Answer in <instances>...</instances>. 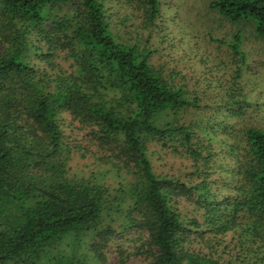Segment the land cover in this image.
<instances>
[{
    "label": "trees",
    "instance_id": "1",
    "mask_svg": "<svg viewBox=\"0 0 264 264\" xmlns=\"http://www.w3.org/2000/svg\"><path fill=\"white\" fill-rule=\"evenodd\" d=\"M167 3L0 0V264H108L133 230L149 264H264L263 94L242 51L264 0H212L220 37ZM195 27L217 52L177 59Z\"/></svg>",
    "mask_w": 264,
    "mask_h": 264
},
{
    "label": "rangeland",
    "instance_id": "2",
    "mask_svg": "<svg viewBox=\"0 0 264 264\" xmlns=\"http://www.w3.org/2000/svg\"><path fill=\"white\" fill-rule=\"evenodd\" d=\"M172 3H167L165 6L166 11L175 12V13H184V16L194 15V13L201 14L198 17L199 23L198 27L206 25L213 29V36L220 37L226 31H229V26L227 21H221L220 17H214L206 15L207 17H202L205 13H201V11H205L212 0H171ZM182 25H186L185 23H181ZM190 25V23H188ZM196 24V23H195ZM188 25V27H190ZM198 27H195L197 29ZM244 35H243V45L242 51L248 56V61L246 65H249L250 73L247 75L244 74L243 81L246 84L248 89H252L253 94L256 95L258 93L263 94L261 101L264 105V39L258 37L254 33L253 25L250 22L243 26ZM192 29V30H195ZM204 29V28H203ZM199 28L195 30L196 35L193 41H190L186 46V38L190 39V36L183 38L182 43L177 42L175 44L177 46L176 50L173 51L175 57L177 59L181 58L183 54L191 55L194 51L196 52L198 47L205 46L208 50L215 51V46L218 44L215 41L209 42L208 36H204V30ZM231 38V35H228L227 39ZM192 48L193 50H190ZM224 49H227L223 47ZM222 50V49H221ZM221 50H218L220 56L222 58H226L227 54L225 51L221 53ZM221 58V57H220ZM187 72V74L191 75V67L188 63L182 66ZM255 76L253 77V75ZM255 125L264 128V107L262 108L261 113L258 115ZM88 163V164H87ZM92 168L93 170H97L98 168L95 167L89 159H80V157L76 158L72 161V169L73 171L81 170V172H85ZM106 181H110L106 178ZM142 238V239H141ZM148 237L146 234H138L137 230H133L127 235H117L115 236L109 244L104 248V253L106 255L107 263L108 264H118L119 263V249L126 251L129 255L126 259V264H149V260L147 259L145 253L141 252V246L143 245L144 241H147ZM140 251V252H139Z\"/></svg>",
    "mask_w": 264,
    "mask_h": 264
}]
</instances>
